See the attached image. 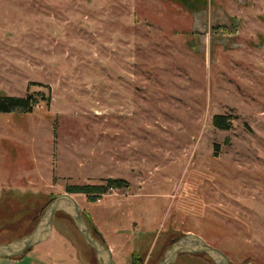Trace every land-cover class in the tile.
Returning a JSON list of instances; mask_svg holds the SVG:
<instances>
[{"label":"rangeland","instance_id":"374dc122","mask_svg":"<svg viewBox=\"0 0 264 264\" xmlns=\"http://www.w3.org/2000/svg\"><path fill=\"white\" fill-rule=\"evenodd\" d=\"M28 95L32 113L0 114V244L69 194L121 264H159L186 234L264 264V0H0V96ZM108 179L127 185L69 192ZM0 264L99 262L59 212Z\"/></svg>","mask_w":264,"mask_h":264},{"label":"water","instance_id":"95a60500","mask_svg":"<svg viewBox=\"0 0 264 264\" xmlns=\"http://www.w3.org/2000/svg\"><path fill=\"white\" fill-rule=\"evenodd\" d=\"M59 212H63L72 218L87 245L94 250L99 264L113 263L111 251L93 236L89 224L82 215L80 204L69 194L56 197L51 201L45 215L31 235L20 241L0 244V258H16L46 242L53 233L54 218ZM181 254H205L215 264H232L224 252L213 248L203 238L194 234H186L177 240L168 249L164 260L159 264H174Z\"/></svg>","mask_w":264,"mask_h":264},{"label":"trees","instance_id":"16d2710c","mask_svg":"<svg viewBox=\"0 0 264 264\" xmlns=\"http://www.w3.org/2000/svg\"><path fill=\"white\" fill-rule=\"evenodd\" d=\"M45 99L44 94H38ZM38 100L34 95H28L26 98L20 97H10V96H0V114H11L16 111H21L23 113H32ZM225 116H215L214 125L219 129H228L226 125ZM127 185V182L121 179H108L105 184L102 185H86V186H74L71 187L73 190L70 193L84 194L89 197H99L105 194L109 189H119Z\"/></svg>","mask_w":264,"mask_h":264},{"label":"crops","instance_id":"0c3cea01","mask_svg":"<svg viewBox=\"0 0 264 264\" xmlns=\"http://www.w3.org/2000/svg\"><path fill=\"white\" fill-rule=\"evenodd\" d=\"M106 244L109 246V249L111 251L112 254V258H113V264H121V252H119L118 247L113 246V245H109L108 242L105 240Z\"/></svg>","mask_w":264,"mask_h":264}]
</instances>
